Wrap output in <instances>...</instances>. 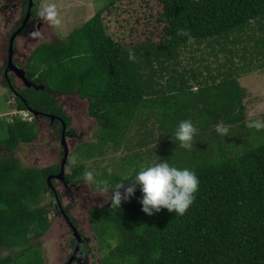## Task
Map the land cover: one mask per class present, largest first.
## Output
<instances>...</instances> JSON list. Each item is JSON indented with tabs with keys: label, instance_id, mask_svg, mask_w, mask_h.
I'll return each instance as SVG.
<instances>
[{
	"label": "trees",
	"instance_id": "16d2710c",
	"mask_svg": "<svg viewBox=\"0 0 264 264\" xmlns=\"http://www.w3.org/2000/svg\"><path fill=\"white\" fill-rule=\"evenodd\" d=\"M115 1L119 0L110 1L65 40L33 51L26 77L44 84L45 90L21 93L24 99H18L17 110L59 114L61 108L51 94L88 100L100 127L98 143L87 151L88 157L110 142L117 148L142 115L145 126L153 116L162 142L152 149L155 154L151 148L145 157L134 153L123 159L117 173H94L96 179L107 180L110 188L127 185L149 167H143L144 161L156 158L157 163L167 160L195 172L200 184L183 216L167 209L145 214L139 186L121 208L92 209L99 248L109 249L103 264H264V130L246 127V92L238 82L240 71L249 72L254 65L264 68V0H157L162 5L156 18L163 26L162 38L126 44L115 40L104 23L103 13ZM178 29L190 31L191 39L177 36ZM193 44L205 48L203 56L212 55L213 69L208 62L204 71L193 66L188 67L190 73L178 70L182 50ZM129 49L135 52L134 62L128 59ZM236 57L242 65L234 62ZM196 61L205 59L193 54L192 65ZM184 120L197 129L191 150L175 139ZM221 122L228 125L227 136L211 129ZM250 130L262 140L252 142ZM144 132L152 138V130ZM0 134V146L12 153L37 139L38 130L35 123L15 119L0 123ZM235 137L243 145L240 154L231 151ZM8 155L0 160V248L19 253L0 259V264H20L19 259L34 250L33 242L51 227V211L42 200L49 190L47 177L56 169H24ZM84 168L73 169L69 179L80 176ZM26 262L43 264L36 255Z\"/></svg>",
	"mask_w": 264,
	"mask_h": 264
},
{
	"label": "rangeland",
	"instance_id": "374dc122",
	"mask_svg": "<svg viewBox=\"0 0 264 264\" xmlns=\"http://www.w3.org/2000/svg\"><path fill=\"white\" fill-rule=\"evenodd\" d=\"M112 0H33V3L40 7L43 3H54L59 11V18L61 24L55 28L46 26L44 23L41 24L42 29L37 31L43 32V39H33L31 37V30L26 32L28 36H22L17 39V52L25 53L23 47H25L26 39L29 42L28 52L25 58V62L29 59L33 51L44 43H50L55 41H63L67 36L75 29L81 27L89 19H91L96 12L104 8L107 4L109 5ZM16 4L18 1H15ZM12 4V3H11ZM2 9V8H1ZM19 9L16 11L18 12ZM162 11V5L157 0H119L115 1L113 7L103 13L104 23L107 24L108 33L117 41L121 43H139L148 38L154 41H159L162 38V25L156 21L158 14ZM37 12V10H36ZM7 17L0 15V55L2 56L6 52L7 41L3 39L1 33H6L7 28L4 26L5 21L10 17V12L6 13ZM25 34V35H26ZM7 35V34H6ZM31 41V42H30ZM203 49L199 48L198 45L193 44L182 50L178 61L180 66L178 70L183 72L185 69L190 70L188 67L193 66L196 70L204 71V65L211 62V68L215 67L213 64L214 58L212 55L205 54L203 56ZM196 50V51H195ZM195 54L197 58L203 57L205 62L196 61V64L192 65L191 58ZM222 61L224 56L220 55ZM224 59V60H223ZM238 66L243 64L242 60H238L236 57L234 60ZM209 64V63H208ZM190 73V71L188 72ZM216 73V71H214ZM241 76L238 78V82L246 92V113L249 119H260L264 121V68L257 67L254 65L249 72H241ZM4 81L0 80V84ZM194 90L197 89V84L191 82ZM44 85V84H39ZM45 88V86H44ZM52 97L58 102L61 111L66 114V119L69 120L70 126L80 135H85L83 139L84 144L76 148L75 151L70 152L68 155V164L65 168V174H70L73 169L84 165L82 174L77 178H74L73 183L75 184L72 188H60L57 190L59 198L65 197L64 205L66 209L72 214V217L79 223H83L88 228L86 234L91 237L90 246L93 247V264H102L101 257L108 252V248L104 246V250L99 249L97 245V238L95 234V224L90 220L89 212L93 207L102 208L103 206H110L111 203H105L104 198L100 195L99 189L94 185H88L85 183L84 173L85 171H91L94 173H101L107 171V173H117L120 168V164L123 163V159L133 157L134 153H138L140 156L145 157V153L148 148H156L161 145V138H159V131L155 128L156 119L151 117L148 120L147 126L144 125L142 120L145 116H141V120L131 130H128L126 137L122 141L121 145L117 148L113 143L105 144L101 152L94 150V154L90 157L87 156V151L91 152L93 145L98 143V131L100 129L98 120L90 114L89 101L80 99L76 94L59 96L51 94ZM15 95L11 94L4 86L0 85V123H13L16 118L23 121L33 123L34 119L29 115L28 111L19 112L20 114L14 115L17 112V101L14 99ZM53 110H55L53 108ZM41 112V111H40ZM63 113V115H64ZM49 114V113H48ZM24 115L26 118H23ZM65 118V115L64 117ZM46 121V120H44ZM220 125L228 126L223 124ZM59 125H55L53 128L48 124L42 125L41 129L37 126L38 137L32 143L21 144L17 150L10 153L6 148L0 146V160L4 158L6 154L16 159L18 163L24 169L36 168L42 171H46L53 167L57 169L62 159V152L60 148V138L58 135ZM217 126H213L212 131H215ZM210 129V130H211ZM249 129V128H248ZM152 130V138H147V134L144 131ZM256 131V130H255ZM250 130L252 134V142L254 139L262 140L260 134ZM263 131V130H261ZM254 133V134H253ZM239 135V134H237ZM240 137V135H239ZM232 139L233 143L236 144L232 147L231 151L234 154H240L239 147L243 146L242 143L238 142V138ZM4 137L0 134V141ZM244 138V137H243ZM264 138V137H263ZM199 141L203 142V139L198 137ZM208 141V139H207ZM141 142L143 144L141 145ZM146 143V144H145ZM74 141H69V146L73 148ZM116 148V149H115ZM155 154V150H152ZM155 156V155H154ZM156 157V156H155ZM157 163L156 158H152L150 161H144L143 167L152 166ZM131 172V170H129ZM83 180V181H80ZM121 192L124 189L120 190ZM50 194V195H49ZM111 194V193H110ZM43 197L42 205L46 207H54L55 198L51 193H45ZM52 202V204H50ZM53 205V206H52ZM51 217V228L47 231L46 235L40 238L38 241H34V250H30L23 255L19 261L20 264H27V260L30 257H41L43 264H61L57 261L58 255L62 258L66 255V251L60 248V245H65L66 233L69 232L65 222L61 218ZM92 229H91V226ZM99 241V240H98ZM100 242V241H99ZM113 246L117 245L116 240L111 241ZM91 247V248H92ZM48 253H47V252ZM19 253V250L12 251V249L0 248V259H5L8 256H13Z\"/></svg>",
	"mask_w": 264,
	"mask_h": 264
},
{
	"label": "flooded vegetation",
	"instance_id": "af4514ba",
	"mask_svg": "<svg viewBox=\"0 0 264 264\" xmlns=\"http://www.w3.org/2000/svg\"><path fill=\"white\" fill-rule=\"evenodd\" d=\"M15 1H18V3L16 4ZM38 8L39 7L36 4H32V7H30L29 0H0V15L2 14L3 16L7 17L6 13L10 12V17L4 23L5 24L4 26L7 28V31L6 33L3 32L1 33L3 39L7 41V46H6L5 54H3L2 56L0 55V80L4 81L0 85L4 86V88L7 89L12 95L14 94L15 95L14 99H23V96L20 95L21 93L25 94L26 92H29L32 88L35 89L34 87L28 88L16 73L17 70L19 69L25 70L27 66V63L25 62V58H26L25 53L27 54L28 52L27 47L29 45V42L26 39L25 47H23L25 53H21V54L18 53L16 47L18 44L17 39L22 36H28L29 34L27 35L26 32L29 31L30 28H32V30L30 31L31 33L33 31L42 29L43 25L41 26V24L43 23L37 16V12H36ZM18 9L19 11L16 12ZM15 34L17 35L14 40V50H13V54H10L11 53L10 42L12 36ZM28 61L29 59L27 60V62ZM43 90H45V88ZM35 91H39V90L35 89ZM42 113L48 114L47 112H42ZM63 113L64 112H61L59 114L49 113L48 115L30 114L31 115L30 117L34 119L33 123H35L39 127V129H41V126L45 124H48V126H50L51 128H53L55 125L60 126L58 135L60 138L59 142L61 145L60 148L62 152V159L59 167L54 172H51L48 175V177H54L52 180L53 187L49 188L50 189L49 193H51L52 196L54 195L53 198H55L56 201L54 203V207H50L48 209L51 211L53 218L59 217L65 222L69 232H67L66 236L64 237L66 239L65 245L64 246L60 245V248L65 249L66 255H63L62 258L58 255V258H56V260L60 261L61 264H93V247L90 246L89 244L91 241L90 239L91 237H89L86 234L88 228L86 227L85 224L77 222V220L72 217V214H70L69 211L66 209L64 205L65 197L59 198V196L57 195V190H60V188L70 189L75 186L73 181L69 179V175H71L72 172L70 174H65V169H64V175L61 178L59 177L61 173L62 162L65 157V149L64 146L62 145V135H63L62 122L66 124L64 136H65V147L69 152L68 155H70V152L72 153V151H75L77 147L84 144L85 141L83 139L86 137L83 134L82 135L78 134L70 126V122L69 124H67L65 118L68 117H66V114L64 113L65 118H63L62 116ZM52 116H54V118H52ZM69 141H74V144H72L74 145L73 148L69 146ZM67 164H68V157H67ZM104 207L105 206H103L102 208ZM94 208H98V207H93L92 209ZM102 208H98V209H102ZM98 240H97V245L100 246V242ZM101 263L103 264V257H101Z\"/></svg>",
	"mask_w": 264,
	"mask_h": 264
},
{
	"label": "clouds",
	"instance_id": "9594fccd",
	"mask_svg": "<svg viewBox=\"0 0 264 264\" xmlns=\"http://www.w3.org/2000/svg\"><path fill=\"white\" fill-rule=\"evenodd\" d=\"M37 16L48 27L55 28L61 24L59 11L54 3L41 4L37 10ZM177 36H186L189 40L191 39L190 31L185 29H178ZM31 37L41 40L43 39V32L33 31ZM128 59L133 62L136 60L135 52L132 49L128 50ZM16 101L18 103V99ZM31 110L34 109L17 110L13 114L18 115L20 114L19 112L28 111V116H31L30 114H34ZM21 116L26 118L24 115ZM246 127L257 131L264 130V121L260 119H249L246 121ZM216 130L223 136H227L229 133L228 127L224 125H217ZM196 132L197 129L192 121L184 120L178 125L175 132V139L180 142L179 146L181 148L191 150ZM84 181L88 185H96L99 188L100 195L107 198L104 200L105 203L110 202L112 209L117 207L121 208L122 202L130 200L136 192V187L139 186L143 193L140 201L142 210L149 216L160 212L162 209H167L168 212L175 213L179 216L185 215L195 202L196 193L199 190L200 184L195 172L187 168L180 169L172 166L167 160H161L155 165L142 168L136 174L135 179L127 185L118 183L114 188H110L107 180L98 181L91 171H85ZM121 189L125 191L122 193L120 191Z\"/></svg>",
	"mask_w": 264,
	"mask_h": 264
},
{
	"label": "water",
	"instance_id": "95a60500",
	"mask_svg": "<svg viewBox=\"0 0 264 264\" xmlns=\"http://www.w3.org/2000/svg\"><path fill=\"white\" fill-rule=\"evenodd\" d=\"M30 1V7H32V4L33 3V0H29ZM17 34L13 35L12 38H11V42H10V54H13V50H14V40H15V37H16ZM17 75L22 79V81L24 82V84L28 87V88H32L34 87L36 90H43L44 89V85H39V84H36L35 82H33L32 80H30L28 77H26V71L25 70H17ZM32 113H34L35 115H39V114H45V115H48L46 113H42V112H39V111H34V110H31ZM52 118H54V116H52ZM63 123V135H62V145L64 146V149H65V157H64V160L62 162V167H61V173L59 175V177L61 178L63 175H64V169H65V166H67V157H68V154L69 152L67 151L66 147H65V129H66V124L64 122ZM54 177H48L47 178V184L49 187H52V180H53ZM76 231V230H75Z\"/></svg>",
	"mask_w": 264,
	"mask_h": 264
},
{
	"label": "crops",
	"instance_id": "0c3cea01",
	"mask_svg": "<svg viewBox=\"0 0 264 264\" xmlns=\"http://www.w3.org/2000/svg\"><path fill=\"white\" fill-rule=\"evenodd\" d=\"M245 104H246V99H245Z\"/></svg>",
	"mask_w": 264,
	"mask_h": 264
}]
</instances>
